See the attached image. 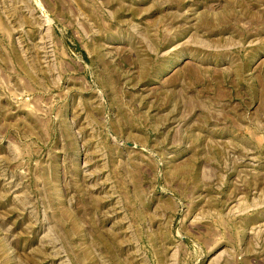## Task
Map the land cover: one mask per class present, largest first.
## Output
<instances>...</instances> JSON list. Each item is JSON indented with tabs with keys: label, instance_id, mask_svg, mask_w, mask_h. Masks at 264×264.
<instances>
[{
	"label": "rangeland",
	"instance_id": "374dc122",
	"mask_svg": "<svg viewBox=\"0 0 264 264\" xmlns=\"http://www.w3.org/2000/svg\"><path fill=\"white\" fill-rule=\"evenodd\" d=\"M0 264H264V0H0Z\"/></svg>",
	"mask_w": 264,
	"mask_h": 264
}]
</instances>
